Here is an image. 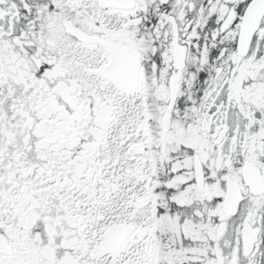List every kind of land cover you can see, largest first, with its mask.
Here are the masks:
<instances>
[{"label":"snow or ice","instance_id":"snow-or-ice-1","mask_svg":"<svg viewBox=\"0 0 264 264\" xmlns=\"http://www.w3.org/2000/svg\"><path fill=\"white\" fill-rule=\"evenodd\" d=\"M0 264H264V0H0Z\"/></svg>","mask_w":264,"mask_h":264}]
</instances>
